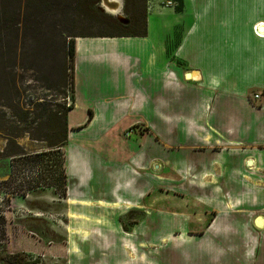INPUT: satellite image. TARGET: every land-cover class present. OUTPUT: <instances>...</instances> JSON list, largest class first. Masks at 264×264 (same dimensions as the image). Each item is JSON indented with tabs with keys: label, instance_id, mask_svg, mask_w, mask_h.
<instances>
[{
	"label": "crops",
	"instance_id": "crops-1",
	"mask_svg": "<svg viewBox=\"0 0 264 264\" xmlns=\"http://www.w3.org/2000/svg\"><path fill=\"white\" fill-rule=\"evenodd\" d=\"M145 16L143 37L75 39L68 142L64 153L31 161L29 183L63 193L89 233V225H115L97 211L143 208L148 173L134 186L135 165L161 164L149 156L150 141L190 146L194 167L206 160V198L216 200L207 208L218 213L201 232L204 253L215 257L212 244L221 241L228 264H264V0H146ZM77 109L86 115L78 122ZM180 162L167 163L178 172Z\"/></svg>",
	"mask_w": 264,
	"mask_h": 264
},
{
	"label": "rangeland",
	"instance_id": "rangeland-1",
	"mask_svg": "<svg viewBox=\"0 0 264 264\" xmlns=\"http://www.w3.org/2000/svg\"><path fill=\"white\" fill-rule=\"evenodd\" d=\"M121 1L127 27L120 29L102 0H0V264L229 263L220 252L225 246L221 241L212 244L218 251L215 257L204 253L201 232L218 213L207 208L216 200L207 202L211 193L204 188L211 174L202 165L206 160L194 167L197 153L190 146L164 148L161 142L150 141L149 156L161 164L151 160L145 171L135 165L134 186L142 185L141 176L148 173L144 176L149 189L139 196L143 208L127 213V203L115 213L97 211L102 220L110 218L115 225L104 224L101 229L89 225V233L77 221L84 220L77 217L81 211H71L61 200L63 193L29 183L31 161H42L52 151L64 153V146L52 145L63 137L65 128L63 121L55 126L53 115L62 118L72 105L70 62L63 52L67 35L143 33L146 0ZM163 2L161 7L168 1ZM84 115L77 109L71 117L78 122ZM65 130L69 131L68 124ZM154 134L161 138L163 132L157 129ZM81 140L82 136L73 138L77 143ZM178 159L181 169L174 172L167 162ZM123 199L119 196L118 204L126 203Z\"/></svg>",
	"mask_w": 264,
	"mask_h": 264
},
{
	"label": "trees",
	"instance_id": "trees-1",
	"mask_svg": "<svg viewBox=\"0 0 264 264\" xmlns=\"http://www.w3.org/2000/svg\"><path fill=\"white\" fill-rule=\"evenodd\" d=\"M89 6V4H88ZM96 11V10H94ZM96 13L100 16V18H104L103 15H101L99 13V10L97 9ZM114 20V21H113ZM113 20H111L115 26H117L118 28H125L127 27L124 22L118 20L117 18H114ZM144 31L141 34H135V33H131V32H120V33H113V32H98L97 34H87V35H79L77 37H73V36H68V39L66 41H64L63 44V52H64V59L68 60L69 63V67L71 68V75L68 77L70 89L72 91V105H70L68 107V111L73 110L74 108V92H75V86H74V62H75V53H76V46H75V39L76 38H129V37H143L146 35V16L144 15ZM66 65V68L68 67L67 63H64V66ZM62 115L57 116V114H54V121H55V126L56 124L59 125L62 121H63V128L67 126L68 124V114L63 115V117L61 118ZM64 128V135L63 137L58 141V143H56V145H52L54 147H62L65 146L68 142V130H65ZM44 141V140H42ZM50 146V147H52Z\"/></svg>",
	"mask_w": 264,
	"mask_h": 264
},
{
	"label": "water",
	"instance_id": "water-1",
	"mask_svg": "<svg viewBox=\"0 0 264 264\" xmlns=\"http://www.w3.org/2000/svg\"><path fill=\"white\" fill-rule=\"evenodd\" d=\"M109 2V4L113 7V10L115 12V16L117 17L118 20L122 21V22H127L124 17L121 15V13H118L119 11V7L122 8V1L120 0V2H116L114 0H107ZM102 4L104 6V0H102ZM263 30V29H262ZM190 75L188 74L187 77H189Z\"/></svg>",
	"mask_w": 264,
	"mask_h": 264
},
{
	"label": "built area",
	"instance_id": "built-area-1",
	"mask_svg": "<svg viewBox=\"0 0 264 264\" xmlns=\"http://www.w3.org/2000/svg\"><path fill=\"white\" fill-rule=\"evenodd\" d=\"M172 5H173L172 2H167V3H166V6H167V7L172 6ZM255 99H256V100H257V99H260V97H259L258 95H255Z\"/></svg>",
	"mask_w": 264,
	"mask_h": 264
},
{
	"label": "bare ground",
	"instance_id": "bare-ground-1",
	"mask_svg": "<svg viewBox=\"0 0 264 264\" xmlns=\"http://www.w3.org/2000/svg\"><path fill=\"white\" fill-rule=\"evenodd\" d=\"M109 3H108V1L107 0H104V6H106L107 7V9H112V8H110V6L108 5ZM113 10V9H112ZM114 11V10H113Z\"/></svg>",
	"mask_w": 264,
	"mask_h": 264
}]
</instances>
